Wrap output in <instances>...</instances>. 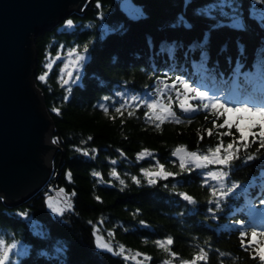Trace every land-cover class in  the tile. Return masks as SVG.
<instances>
[{"label":"trees","instance_id":"obj_1","mask_svg":"<svg viewBox=\"0 0 264 264\" xmlns=\"http://www.w3.org/2000/svg\"><path fill=\"white\" fill-rule=\"evenodd\" d=\"M131 3L137 8L130 12L133 16L122 8L121 0H91L84 15L71 13L33 39V82L59 148L52 158L51 176L38 192L13 206L0 197V239L20 247V254L12 253L6 264H135L115 254L116 245L147 254L151 260L146 264H162L168 254L154 242L168 236L174 240L171 251L178 253L173 264L180 258L191 260L200 247L208 252V264H261L258 257L252 258L251 249L241 248L239 226L234 225L245 221L250 239L252 224H264L257 215L264 209V153L245 161L241 149V158L224 169L230 173L225 184L230 187L237 181L240 187L221 201L219 210L209 213L210 207L215 209L209 200L216 181L203 182L207 170L216 166L181 172L171 153L181 145L200 153L214 149L221 140L226 146L232 137L219 133L229 131L227 126L215 128L209 113H182L174 105L181 122L166 121L157 129L144 117L145 106L129 105L122 117L114 109L127 96L151 98L177 77L209 95L264 101V22L252 13L264 0ZM69 19L74 22L71 28L65 26ZM71 48L84 52L86 60L79 81L62 87L60 68ZM58 52L60 58L53 59ZM49 61L52 68L40 81ZM176 88L183 93L179 83ZM169 95L176 100L175 91L168 88L162 94L165 103ZM100 103L109 107L108 115ZM230 131L239 135L235 128ZM143 149L153 155L138 160ZM255 151L256 146L250 147L249 152ZM157 162L178 175L148 184L141 169L156 171ZM113 169L119 178L110 175ZM50 189H63L72 207L58 216L49 211ZM182 192L196 203L182 199ZM94 233L111 241L114 251L99 248ZM220 252L228 255L221 257Z\"/></svg>","mask_w":264,"mask_h":264},{"label":"snow or ice","instance_id":"obj_2","mask_svg":"<svg viewBox=\"0 0 264 264\" xmlns=\"http://www.w3.org/2000/svg\"><path fill=\"white\" fill-rule=\"evenodd\" d=\"M235 26L243 27L239 21H234ZM65 26L71 28L74 26V22L72 20H66ZM84 51H87V45L84 46ZM75 56L74 59H70L66 61L63 66L60 68L61 73L67 74L69 79L62 80V87L68 85L70 79L73 77V72L69 70V65L72 68H79L81 63L86 59L85 55L80 52H77L76 48H71L68 50L67 56L70 58ZM60 53H57V56L53 59H59ZM45 68L51 70L52 61H49ZM76 77L78 78L79 73L77 72ZM48 76V71H45L42 75L38 77L40 81H45ZM75 82V81H73ZM163 83V82H162ZM179 83L183 88V93L180 92L178 88H176V84ZM168 88H172L176 93V100L173 101L172 97L169 95L168 100L165 103L162 99V94H164ZM117 95H122L121 93H117ZM67 96L65 97V99ZM105 101L108 99L104 98ZM134 105V109H139L141 106H145L147 111L144 112V117L147 122L150 124H154L157 129L161 127V124L166 121H174L176 123H180V117L177 115L174 110V105L178 106L179 110L182 113H192L203 110L209 113L214 119L211 121L215 128L223 129L225 126L229 129L227 132H220V136H231L232 140L226 145H223V141L216 144L215 148H209L207 153H200L199 151L189 152L186 149V146H177L172 151V156L179 157V167L181 172L184 171H192L193 168H206L208 165H218L221 166L215 171H207L205 173L206 179L204 180V184H208V180L216 181L219 185L211 186V199L209 203H215V209L210 207L208 209L209 213H214L215 210H219L221 208V201L225 200L229 195L234 193V190L240 187L239 182L234 181L231 183V186H227L225 184L226 178L229 176V171L224 170L225 168L230 169L233 162L235 160L240 159V151L244 150L245 161H251L257 158V153H264V101H252L250 99L245 100H232L230 98H222L221 96L209 95L205 91H201L199 87H194L188 81L177 77L175 81L172 82V85L164 84L162 88H160L156 95L151 96V98H141L138 95L127 96L124 103H121L114 110L119 116L124 115V111L127 106ZM100 109L103 110L105 115L109 114V107L106 103H100L98 105ZM54 112L59 114L58 108L52 109ZM135 111H128L129 116H133ZM115 120L116 117H110ZM224 118L223 123L217 125L216 120ZM208 119V116H205V120ZM191 121H189L190 123ZM123 123V120L121 121ZM235 128V132L239 135L233 134L230 129ZM208 135H213L212 129H208ZM203 137H201L202 139ZM251 138V139H250ZM91 139V137H89ZM56 139H53V143H56ZM256 146L255 152H249L250 147ZM79 150V149H78ZM95 151V150H93ZM119 151V150H118ZM184 153V155H181ZM87 154V152H85ZM121 155H124L121 152ZM153 153L148 149H143L137 153V159H143L145 156H152ZM115 163V161H113ZM156 167L157 171H149L147 169H141L143 175L147 178L148 184H155L157 179L163 178L167 179L168 177H173L178 175V173H173L167 171L164 165L159 164L157 162ZM94 176H99L98 172H93ZM112 176H117L115 169L110 173ZM68 178L70 179V173L68 174ZM117 178H119L117 176ZM132 180L139 184L140 181L137 177L133 176ZM103 182V181H101ZM121 184H124L123 180H120ZM64 195V190L60 189L57 193V196H49L48 197V207L57 214L62 213L66 209H70L72 207L70 201L65 198L64 204L65 207L62 208L59 206L58 199L60 196ZM74 195V193H73ZM182 199L188 201L191 204H195L196 201L192 196L186 193H179ZM99 199V198H97ZM264 203V200H262ZM21 215H27V213H21ZM143 223V222H141ZM235 226H239V239L241 248L245 249V251H251L252 258H259L261 264H264V240H258V237L264 238V224L256 225L252 224L250 228V239L249 229L245 226V221L240 220L235 222ZM111 235V234H110ZM95 242L97 246L101 249H105L109 252H113L114 248L111 241H105L103 237L96 235ZM155 245L162 249L165 253L168 254L169 259L162 261V264H173V260L178 258V253L171 251V246L174 243V240L171 236L166 237L162 240H156ZM15 245H7L2 239H0V264H6L9 261V250L14 248ZM126 251L128 254H125ZM115 254L120 255L124 258L125 261H134L135 264H146L147 261L151 260V257L147 254H142L139 252L131 253L130 250H126L123 245H116ZM219 255L221 257L228 255L227 253L220 252ZM142 259H139L140 257ZM203 262V264H208V252L205 248L200 247L197 253H194L191 260L179 259V264H199V262ZM223 264V261L220 262Z\"/></svg>","mask_w":264,"mask_h":264},{"label":"water","instance_id":"obj_3","mask_svg":"<svg viewBox=\"0 0 264 264\" xmlns=\"http://www.w3.org/2000/svg\"><path fill=\"white\" fill-rule=\"evenodd\" d=\"M90 1L0 0V197L6 205L24 202L41 189L59 148L33 82V39L71 13L84 15ZM49 192L57 196L59 191Z\"/></svg>","mask_w":264,"mask_h":264},{"label":"rangeland","instance_id":"obj_4","mask_svg":"<svg viewBox=\"0 0 264 264\" xmlns=\"http://www.w3.org/2000/svg\"><path fill=\"white\" fill-rule=\"evenodd\" d=\"M221 3H224V2H221ZM220 3V4H221ZM121 4H122V8L125 10V11H127L128 13H129V15H131V16H133L132 14H130V12H132L133 11V13H135V12H137V8L133 5V3H131V0H121ZM260 5H262V4H260ZM254 7V6H253ZM252 13L254 14V15H257L258 16V18L261 20V21H263L264 22V5H262L259 9H257V8H255L253 11H252ZM77 52H79V51H77ZM68 53V52H67ZM80 53H82L83 55H85L84 54V52H80ZM86 57V56H85ZM75 58V56L73 55L72 57H65L64 59H63V61H62V66H63V64L66 62V61H68V60H70V59H74ZM86 60V59H85ZM85 60L81 63V65H80V67L79 68H72L71 67V65H69V70H71L72 72H73V77L70 79V82H69V84L68 85H72V84H76L78 81H79V78H80V75H81V73H82V69H83V63L85 62ZM46 71H49L48 69L46 70ZM79 73V76H78V78L76 77V73ZM60 76L61 77H63L64 79H69L68 77H67V74H66V72L65 73H61L60 72ZM73 81H75V82H73ZM251 139V138H250ZM53 153H55V151H53ZM181 155H184V153H181ZM177 157V156H176ZM178 158V160H179V157H177ZM180 162V161H179ZM214 166H216L212 171H215V170H217L218 168H220L221 166H218V165H214ZM210 167V165H208L206 168H209ZM157 170H158V168H156ZM200 169V168H199ZM156 170V171H157ZM207 171H210V170H207ZM215 185L216 186H219L218 185V183L216 182L215 183ZM49 196H54L52 193H50V195H48L46 198V207H47V209L49 210V211H51L54 215H56V216H58V215H60V214H57V213H54L49 207H48V197ZM59 198H61V199H58V203H59V206L60 207H62V208H64L65 207V204H64V199L65 198H67V196H66V194H64V195H62L61 197H59ZM95 234V233H94ZM96 235V234H95ZM258 240H264V238H260V237H258L257 238ZM9 245H11V244H9ZM15 245V244H14ZM5 246H7V245H5ZM115 250H116V247H115ZM12 253H15V254H20V247L18 246V245H15V247L14 248H11L10 250H9V259H10V255L12 254ZM125 254H128V252L126 251V253ZM139 259H142L141 257L139 258ZM134 262V261H133Z\"/></svg>","mask_w":264,"mask_h":264},{"label":"bare ground","instance_id":"obj_5","mask_svg":"<svg viewBox=\"0 0 264 264\" xmlns=\"http://www.w3.org/2000/svg\"><path fill=\"white\" fill-rule=\"evenodd\" d=\"M165 69H166V68H165ZM168 70H170V69H168ZM166 71H167V70H166ZM172 71H173V70H172ZM170 72H171V71H170ZM166 73H167V72H166ZM181 73H182V72H181ZM203 74H204V73H203ZM185 75H186V74H185ZM155 76H156V75H155ZM199 77H200V76H199ZM199 77H198V78H199ZM202 79H203V78H202ZM194 80H195V79H194ZM200 81H201V80H200ZM202 81H204V80H202Z\"/></svg>","mask_w":264,"mask_h":264}]
</instances>
